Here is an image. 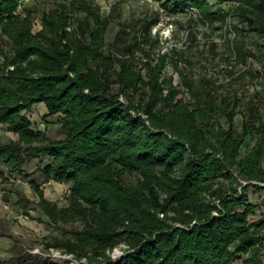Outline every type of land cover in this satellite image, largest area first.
<instances>
[{"label": "trees", "instance_id": "16d2710c", "mask_svg": "<svg viewBox=\"0 0 264 264\" xmlns=\"http://www.w3.org/2000/svg\"><path fill=\"white\" fill-rule=\"evenodd\" d=\"M23 1L0 0V36L12 42L0 59V125L16 136L0 141V167L22 174L36 160L45 179L70 184L60 207L31 181L37 207L61 234L46 249L79 264H264V211L258 216L252 200L264 190V89L243 103L238 126L237 93L208 76L188 78L176 52L139 47H154L148 23L131 25V38L120 29L106 46L113 19L91 4L76 23L65 10L44 14L33 33L31 18L16 14ZM155 1L170 13L196 8L204 23L237 19L243 27L228 54L247 68L233 80L264 79L249 70V59L264 70V0H228V10ZM39 103L44 120L57 117L60 138L33 128L27 112ZM18 204L27 213L30 200ZM117 247L123 255L112 259ZM15 260L54 264L30 254Z\"/></svg>", "mask_w": 264, "mask_h": 264}, {"label": "rangeland", "instance_id": "374dc122", "mask_svg": "<svg viewBox=\"0 0 264 264\" xmlns=\"http://www.w3.org/2000/svg\"><path fill=\"white\" fill-rule=\"evenodd\" d=\"M207 1L210 5H215L214 9L220 7L228 10L231 7V2L228 0ZM85 3L98 8L101 17L110 16L113 19L105 34L106 46L114 41L120 29L125 27L128 37L131 38L133 36L131 25L148 23L149 36L154 47L140 44V48L150 52L151 55L158 52H176V69L183 70L188 78L198 79L200 76H208L216 84L221 85L224 91L237 93L242 104L237 109L239 112L235 117L238 126L242 122L240 112L246 111L243 103L247 101L254 88L258 86L264 89V84L261 83L264 79L259 77L260 79L255 80L249 73L238 80H233L238 73L247 68L245 65H235L234 60L229 58L228 45L239 40V29L243 27L234 18L228 19L226 23H204L199 18L196 8H190L181 13H170L155 0H24L16 14L21 18L30 17L32 32L38 33L43 29L44 14L65 10L73 15L72 21L76 23L84 16L82 4ZM247 42L254 46L257 38L251 36L247 38ZM11 50L12 42L7 37L0 36V59L2 53H8ZM251 60L249 70L256 73L260 64L254 59ZM166 74H173V68H168ZM174 78L176 83L179 82L177 74ZM39 113L40 109H36V112L31 110L27 112L32 120L33 128L45 129L52 139L60 138L57 117H51L49 121H46ZM9 139H16V136L5 126L0 125V141L5 142ZM252 140L250 137L247 141L248 146L253 142ZM36 168V160L32 161L22 174L9 172L0 167L2 175L6 178L4 180L0 177V262L1 264H17L15 259L19 255L30 254L54 264H79L80 262L76 261L72 255L62 250L46 249V244L53 242L55 238H60L61 234L47 223V217L36 205L37 197L31 187V181H35L46 199L64 207L69 203L67 197L70 184L47 180ZM22 198L30 200L27 213L18 204V200ZM252 200L259 205V216L264 211V190L255 191L252 194ZM60 227L71 230L79 229L80 225L63 224ZM122 255L121 247L115 248L109 254L112 259H118Z\"/></svg>", "mask_w": 264, "mask_h": 264}, {"label": "crops", "instance_id": "0c3cea01", "mask_svg": "<svg viewBox=\"0 0 264 264\" xmlns=\"http://www.w3.org/2000/svg\"><path fill=\"white\" fill-rule=\"evenodd\" d=\"M36 109H40V115L41 116H44L46 113H47V109H46V106L44 103H39V104H36L32 107L31 111H34L36 112ZM37 114V113H35Z\"/></svg>", "mask_w": 264, "mask_h": 264}, {"label": "built area", "instance_id": "2783aa9c", "mask_svg": "<svg viewBox=\"0 0 264 264\" xmlns=\"http://www.w3.org/2000/svg\"><path fill=\"white\" fill-rule=\"evenodd\" d=\"M249 61L252 62L251 59H249ZM258 70H259L262 74H264V70H262L260 67H258Z\"/></svg>", "mask_w": 264, "mask_h": 264}, {"label": "bare ground", "instance_id": "6f19581e", "mask_svg": "<svg viewBox=\"0 0 264 264\" xmlns=\"http://www.w3.org/2000/svg\"><path fill=\"white\" fill-rule=\"evenodd\" d=\"M62 258V257H61Z\"/></svg>", "mask_w": 264, "mask_h": 264}]
</instances>
